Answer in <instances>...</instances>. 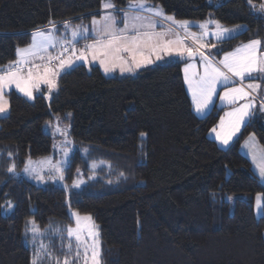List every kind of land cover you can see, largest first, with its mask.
I'll return each mask as SVG.
<instances>
[{
    "label": "trees",
    "instance_id": "trees-1",
    "mask_svg": "<svg viewBox=\"0 0 264 264\" xmlns=\"http://www.w3.org/2000/svg\"><path fill=\"white\" fill-rule=\"evenodd\" d=\"M148 1L177 20L243 23L238 35L218 41L217 52L254 37L264 41V13L257 11L264 0H253L255 8L247 0ZM112 2L122 18L119 9L129 0ZM101 11V0H0V67L17 59V47L31 43L33 30L49 28L50 21L57 30L65 21L88 23ZM181 65L173 60L106 75L84 62L62 72L52 91L41 84L32 98L6 92L8 112L0 116V264H31L36 243L63 261L71 208L97 224L103 264H264V213L254 211L264 182L239 145L254 134L264 146V116L256 107L240 135L218 146L207 134L224 107L197 115ZM67 112L73 150L64 178L71 182L80 168L84 184L37 185L20 176L28 159L52 149L44 123ZM33 220L35 237L29 231Z\"/></svg>",
    "mask_w": 264,
    "mask_h": 264
},
{
    "label": "snow or ice",
    "instance_id": "snow-or-ice-1",
    "mask_svg": "<svg viewBox=\"0 0 264 264\" xmlns=\"http://www.w3.org/2000/svg\"><path fill=\"white\" fill-rule=\"evenodd\" d=\"M248 4L255 8L253 0H247ZM103 14L99 19L93 17L92 32L95 39L92 43L86 44L80 49V54L76 56V60L87 61L88 54H91L93 61H99L105 73L114 71L116 68L123 72H134L143 64H151L153 61L149 56L145 55V51L156 53V60H161L164 57L159 53L164 52L171 57L177 55L183 57L185 54L188 57L200 56L203 65V73L192 71L193 64H186L184 68L185 81L188 84L189 90L192 93L193 102L197 112H203L212 103L213 97L219 95L221 101H227L229 104H236L238 101H247L240 103L238 107L226 113L228 117L227 123L222 117L220 121V130L213 128L211 131L216 133V138L222 144L227 145L233 136L241 129L242 125L247 123L248 118L252 115V110L255 108L254 101L256 97L252 94H259L264 88V41L260 39L249 40L245 44H241L234 51L225 53L222 60L214 63L210 55H206L201 51L207 45L200 41L204 36L208 35V24H215V32L213 35L218 40L231 39L233 34H236L242 25H237L233 28L224 27L219 21H205L199 24L203 30L199 36L196 33L188 32L191 22L177 21L174 16H168L164 13L163 7L158 4H149L148 0H129L128 11L119 9L123 13L122 18L115 15L117 8L112 0H102ZM257 11L264 13V3L259 5ZM144 13H147L145 15ZM162 18L165 21L171 22L170 26L164 30L157 32L155 29L159 20ZM123 23V27H118ZM48 29H36L31 33V43L25 47H17V59L10 61L7 65L0 67V114L5 113L8 109V100L6 99V90L15 87L29 98L33 97V90H39L41 84H47L49 91L57 87L55 77L60 71L66 68L73 67L72 59H63V52L68 51L63 47L64 44L73 45L74 41L78 42V38L87 39L89 32L88 28L76 26L71 28V40H63L55 35L57 25L50 21ZM173 26H179L184 29L187 36H191L197 43L195 49L185 45L183 38L179 33H175L176 39H167L174 32ZM65 29L69 28V22H64ZM61 45L62 52L57 56H44L41 53H46L49 48ZM87 50V53L86 51ZM73 51L75 49L73 48ZM47 61V63H36V59ZM53 61H59L55 66ZM261 81L257 83L244 84L245 80ZM239 81V86L228 87L229 84H235ZM218 87H224L223 93H217ZM260 109L264 110V101L260 103ZM59 119V118H58ZM66 135L65 133H62ZM145 135L141 133V136ZM255 139L254 134L250 135L249 140ZM248 142L246 141V145ZM11 155V154H10ZM67 155V153H65ZM252 160L257 168L259 177L264 180V152L257 157L252 155ZM55 171L59 173V178L63 179L62 171L59 167L53 166ZM15 165L8 169L9 172L14 171ZM25 171H29L28 168ZM79 171V169H77ZM43 180L42 176H37ZM56 177H52L55 179ZM74 187H79V183H74ZM229 199H232L229 197ZM264 200V195L258 194L256 198L257 209L264 208L261 201ZM8 207H12L11 204ZM76 217L77 227L73 229L68 227L67 245H61L66 251V255L62 264H79L83 260V264H101L102 249L100 247L99 233L96 230L97 225L92 222L90 215L81 217L79 213H73ZM81 221L89 222L85 225L87 230V238L84 236L85 228L81 227ZM32 227L29 229L34 237L39 233V228L35 221H29ZM63 239V238H62ZM75 241V248L73 247ZM48 259L53 264H61L59 258L53 257L48 251V246L40 244L35 249L31 264H43L44 260Z\"/></svg>",
    "mask_w": 264,
    "mask_h": 264
},
{
    "label": "rangeland",
    "instance_id": "rangeland-1",
    "mask_svg": "<svg viewBox=\"0 0 264 264\" xmlns=\"http://www.w3.org/2000/svg\"><path fill=\"white\" fill-rule=\"evenodd\" d=\"M148 3L149 4H154V3L150 2V1H148ZM101 4H102V0H101ZM127 4H129V2ZM124 10L128 11V5H127L126 9H124ZM166 15L173 16L172 14L171 15L166 14ZM189 21H191L193 23L192 25L198 26L197 29H199V31H195L194 29H188V31L190 33H196L197 36H199L200 33L203 31L199 27L200 23L205 22V21H217V20H215V19L213 20L212 18H205V20H194V21L189 20ZM237 25H242L243 28H240L236 34H233V36H235V35L239 34V32L244 29V24L243 23L233 24V25H228V26H224L223 25V26L227 27V28H233V27H235ZM76 26H81V27L88 28L89 32H88L87 36L94 35V33L92 32V27H93L92 26V21H90L88 23L71 22V24H69V28L68 29H65V27L63 26V27L60 28V30L59 29L57 30V33H55V35L57 37L61 38V39H64V40H71L72 39L71 38V28H74ZM214 32H215V24H212V23L208 24V35L204 36L200 42L205 44V45H207V47L206 48H202L201 51L205 52L206 55H210L211 58L213 59L214 63H217V65H218V62L223 59L225 53L232 52L237 47H239L241 44H245V43H247L249 41V40L240 41V43H238L237 45L233 46L228 51L217 52V48L218 49L221 48V45H220V43H218V41H222V40H218L216 38V36L213 35ZM183 33H185V32L182 31L181 28L179 27V35H181V37L183 38L184 43H185L186 46L191 47L193 49L198 47L197 43L193 40V38L191 36L189 37L187 35H183ZM252 39H257V38L254 37V38H251L250 40H252ZM223 40H225V39H223ZM76 42L77 41L73 42L74 46H75ZM74 46H73V48L75 49ZM262 50H264V49H262ZM51 52L52 53H50V55L53 56L54 52L52 50H51ZM45 55H47V52L45 53ZM62 58L67 60V59H69V56L67 54H65ZM178 59L180 61H182L181 69L183 71L184 80H185L184 68H185L186 64H193L195 66L194 69H190L189 70V74H191L192 71H196V72H199L201 74L203 73V65L201 63L199 54L197 56L191 57V58L188 57L186 54L183 57L174 55L170 61L178 60ZM166 61H168V60H166ZM43 63H47V61H45ZM58 63H59V61H55V62L53 61V64L50 65V66H55ZM70 68L71 67L66 68L63 71H60V73H62L64 71H68ZM137 70L138 69H136L134 72H129V73L134 74V73L137 72ZM114 72L115 73H118V72L122 73L119 70V68H116L114 70ZM123 73H126V72H123ZM129 73H127V74H129ZM57 78L58 77L56 76L55 77L56 81H57ZM257 82H261V81H250V80L246 79L243 83L247 84V83H257ZM261 83H264V82H261ZM44 85H47V84H44ZM236 86H239V81L238 80H237V82L235 84H229L228 85V87H236ZM188 90H189V87H188ZM224 91H225L224 87H218L217 88V93L218 94L219 93H223ZM190 93H191V91H190ZM191 95H192V93H191ZM252 95L254 97H256V99L254 101V104H255V108L254 109H256V107H257V109L260 112V115L264 116V110L260 109V103L262 101H264V88L261 89L259 94L254 92ZM215 102L217 103L216 106L218 107V109H220L222 107L221 105H223L224 103H228L227 101H221L219 95H215L213 97V103H215ZM246 102L247 101H243V100L242 101H238L236 104H233V106L231 108H224L223 111H222V114L219 117V120L217 121V124L215 126H213L212 128H210L209 133L207 135H208L209 138L210 137L213 138L216 141L218 146L226 147L234 139H236L240 135V132L242 130L243 125L241 126L240 131L235 136H233L232 140H230L227 145L222 144L221 141L216 138V133L212 132L211 130L213 128H217V131H219L220 130L219 126H220L221 118L224 117L225 118V122L227 123L228 117L226 116V113L232 111V109H234L235 107H238L240 103H246ZM254 109L252 111V115L254 113ZM72 119L73 118H72L71 112H67V113L63 114V116L55 115L54 117H52L51 121H47V122L44 123V125H43L44 130L49 132L51 134V137H52V142H53L52 149H51V151L49 152L48 155H45V156H43L41 158L28 159L26 161V163L24 164V167L19 172L20 176L28 179L32 183L34 182L37 185H44V183L51 182V183H54V184L55 183L56 184H60L61 186H65L66 188H68V187H74L73 186L74 183H77V182L79 183V187L82 186V184H84V182L86 181V178L82 174V171H81L80 168H79V171H77V175L74 177V179L71 182L67 183L65 181V178H63V179L59 178V173H57L55 171L54 167H53V166L59 167L61 169V171H62L63 177H65L63 170L66 168L69 156L71 154V151L73 150V142L71 141L70 130H69L70 126H71ZM65 132H66V135L62 134V133H65ZM250 135H252V134L247 135L241 141V143L239 144L240 145V151L244 155H246V156H248L250 158V160L252 162V167L254 168V171L256 172V174H258L257 168L255 167V165L253 163V160H252V155L256 154L257 157H259L260 154L262 152H264V146L259 144V142L257 141L256 137H255L254 140L250 141L249 140ZM246 141L248 142L247 145H246ZM65 153H67V155H65ZM26 168H28L29 171L26 172L25 171ZM37 176H42L44 179L43 180L38 179ZM52 177H56V178L52 179ZM258 177H259V174H258ZM260 181L264 182V180H262L261 178H260ZM74 188L76 189L78 187H74ZM258 194H262V193H257V195ZM257 195L254 198V200H255L254 211H255L256 216L262 215L264 213V208H262L260 210L257 209V203H256ZM262 195H264V194H262ZM261 203H262V205H264V200H262ZM69 212H70L71 218L73 219V223L70 226H68V227H72L73 229H75L77 227L76 217L73 215V213H79V215L81 217H83L85 215H89V214H86V213L78 212V211H76L75 209H72V208L69 210ZM92 222H94V224L97 225L93 218H92ZM88 223L89 222L81 221V227L85 228V225H87ZM96 230L99 233V229L97 228ZM83 234H84L85 238H87V230H86V228H85ZM263 235H264V231H263ZM36 245H37V248H38L39 246H38L37 243H36ZM100 247H101V241H100ZM61 264H62V261H61ZM79 264H83V260H81L79 262ZM101 264H103V263L101 262Z\"/></svg>",
    "mask_w": 264,
    "mask_h": 264
},
{
    "label": "crops",
    "instance_id": "crops-1",
    "mask_svg": "<svg viewBox=\"0 0 264 264\" xmlns=\"http://www.w3.org/2000/svg\"><path fill=\"white\" fill-rule=\"evenodd\" d=\"M103 9H102V11H101V13L99 14V17H95L96 19H99L100 18V16L103 14ZM127 11V10H126ZM121 13V15L123 16V13L122 12H120ZM145 15H147V13H144ZM115 15H116V13H115ZM118 17V16H117ZM157 20H159V23L157 24V27H156V31L157 32H160V31H164V30H166L169 26H170V24H171V22H169V21H165V20H163L162 18H156ZM177 20V19H176ZM177 21H182V20H177ZM183 21H185V20H183ZM186 21H188V20H186ZM189 22H191V21H189ZM193 23L191 22V24H190V27H189V29H194L195 31H199V29H197L198 28V26H196V25H192ZM118 27H123V23H121L120 25H118ZM174 27V32L173 33H171L168 37H166L167 39H172V40H175L176 39V35H175V33H179V26H173ZM243 28V27H242ZM244 28H245V26H244ZM37 29H48L47 27H40V28H37ZM36 30V29H35ZM35 30H33V31H35ZM181 30L182 31H184V29H182L181 28ZM189 32V31H188ZM241 32V31H240ZM183 35H186V33H183ZM238 35V34H237ZM236 36V35H235ZM87 37H89L88 38V40H86V39H84V38H78V42H76L75 43V46L74 45H68V44H64V46L63 47H65V48H67L68 49V51H66V52H63V55H62V57L65 55V54H67L68 56H69V59H72L73 60V62L75 63V64H79V63H87V62H89L91 65H97L100 69H101V71L102 72H104V70H103V67L100 65V63H99V61L97 60V61H93L92 60V58H91V54L89 53L88 54V61H83V60H76V56H78L79 54H80V49H82V48H84V46L86 45V44H89V43H92V41L95 39V35H89V36H87ZM180 37H181V35H180ZM190 37V36H189ZM232 37H234V36H232ZM182 38V37H181ZM64 40V39H63ZM31 42V41H30ZM73 46L75 47V51H73ZM51 50L54 52V54H53V56H57V55H60L61 54V52H62V48H61V45L60 44H57L56 45V47H54V48H49L48 49V51H47V55H45V53H41V55H44V56H48V55H50V53H52L51 52ZM86 51V53H87V50H85ZM161 56H163L164 58L163 59H161V60H156V53H149L148 51H145V55L146 56H149L150 57V59L153 61V63H151V64H155V63H162V62H166V60H168V61H170L171 59H172V57L175 55H172L171 57H169L168 55H166L164 52H160L159 53ZM198 55V54H197ZM196 55V56H197ZM179 60V59H178ZM36 63H43V62H45V61H40L38 58L36 59V61H35ZM55 62V61H54ZM52 64H53V62H52ZM151 64H143L141 67H143V66H151ZM5 65H7V64H5ZM3 67V66H2ZM139 69V68H138ZM105 73V72H104ZM115 72L114 71H112V72H109V73H105L106 75L107 74H114ZM126 73H129V72H126ZM182 73H183V71H182ZM59 75H61V73L59 74ZM58 75V76H59ZM57 76V77H58ZM183 80H184V78H183ZM185 81V80H184ZM184 84H185V90L187 91V93H188V95H189V98H190V101L192 102V106H193V110H194V112L197 114V115H199V116H204V115H206L208 112H209V110L214 106V105H216L217 103L215 102V103H212L206 110H204L203 112H197V110H196V106H195V104H194V102H193V98H192V95H191V93H190V91L188 90V84L186 83V81L184 82ZM10 89H14V90H16V91H18L17 89H15L14 88V86L13 87H11ZM10 89H7L6 90V92L8 91V90H10ZM36 90H33V93L35 92ZM222 107H224V108H231L232 106H233V104H229V103H224L223 105H221ZM253 111V110H252ZM7 112H8V110L5 112V113H2V114H0V116H3V115H6L7 114ZM209 133V132H208Z\"/></svg>",
    "mask_w": 264,
    "mask_h": 264
},
{
    "label": "water",
    "instance_id": "water-1",
    "mask_svg": "<svg viewBox=\"0 0 264 264\" xmlns=\"http://www.w3.org/2000/svg\"><path fill=\"white\" fill-rule=\"evenodd\" d=\"M16 176H18V174H16Z\"/></svg>",
    "mask_w": 264,
    "mask_h": 264
}]
</instances>
